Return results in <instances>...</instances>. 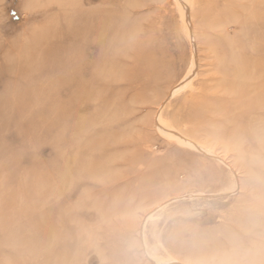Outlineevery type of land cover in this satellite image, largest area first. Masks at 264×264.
I'll list each match as a JSON object with an SVG mask.
<instances>
[{"label":"rangeland","instance_id":"1","mask_svg":"<svg viewBox=\"0 0 264 264\" xmlns=\"http://www.w3.org/2000/svg\"><path fill=\"white\" fill-rule=\"evenodd\" d=\"M236 1L0 0V264H264V1Z\"/></svg>","mask_w":264,"mask_h":264},{"label":"bare ground","instance_id":"2","mask_svg":"<svg viewBox=\"0 0 264 264\" xmlns=\"http://www.w3.org/2000/svg\"><path fill=\"white\" fill-rule=\"evenodd\" d=\"M215 1H216V0H215ZM238 1H240V0H238ZM238 1H236V2H238ZM258 1H259V0H258ZM263 1H264V0H263ZM179 2H180V3H179L180 6L183 8V6L185 7V4H187V3L189 4V3H190V0H179ZM230 2H231V1H230ZM230 2H228V4H229ZM226 3H227V2H226ZM191 4H192V3H191ZM211 4H212V3H211ZM234 5H235V4H233V6H234ZM245 5H246V6H250L249 4H245ZM262 5H263V3H262ZM228 6H229V5H228ZM246 6H245V7H246ZM255 6H256V5H255ZM230 7H232V6H230ZM252 7H253V6H252ZM261 7H262V6H261ZM233 8H234V7H233ZM226 9H227V8H226ZM238 9H239V8H238ZM252 9H253V8H252ZM254 9L257 10L256 7H254ZM260 9H261V8H260ZM224 11H225V10L223 9V13H224ZM229 11H230V10H229ZM257 11H259V10H257ZM184 12H185V11H184ZM225 12L227 13V11H225ZM245 12H246V11H245ZM251 12H252V10H251ZM254 12H255V11H254ZM223 13H222V14H223ZM226 13H225V14H226ZM220 14H221V13H220ZM244 14H245V13H244ZM246 14H247V13H246ZM227 15H228V14H226V16H227ZM262 15H263V14H262ZM220 16H221V15H220ZM232 16H233V14H232ZM234 16H235V15H234ZM251 16H252V15H251ZM185 17H186V19L189 20V14H188L187 12H186V16H185ZM245 17H246V16H245ZM257 17H259V16H257ZM247 18H249V17L247 16ZM255 18H256V17H254V20H255ZM262 18H263V17H262ZM218 19H219V18H218ZM251 19H253V18L250 17V22H251ZM257 19H258V18H257ZM263 20H264V19H263ZM248 21H249V20H248ZM248 21H247V22H248ZM208 33H209V32H208ZM189 34H190V33H189ZM187 40H188V39H187ZM234 40H235V39H234ZM212 41H213V40H212ZM188 42H189V41H188ZM224 44H225V43H224ZM240 44H241V43H240ZM226 46H227V45H226ZM233 46H234V45H233ZM241 46H242V44H241ZM224 47H225V46H224ZM235 48H236V46H235ZM257 48H258V47H257ZM228 51H229V50H228ZM259 51H260L259 53H262L264 50H263V51L259 50ZM244 52H245V51H244ZM225 54L227 55V53H225ZM229 55H230V54H229ZM240 56H241V55H240ZM252 58H253V57H252ZM240 59H241V58H240ZM242 61H243V60H242ZM255 61L257 62V60H255ZM243 62H245V61H243ZM246 62H247V61H246ZM246 62H245V63H246ZM245 66H246V64H245ZM229 67H230V66H229ZM246 67H247V66H246ZM263 68H264V67H263ZM229 69H230V68H229ZM261 70H262V68H261ZM191 71H192V70H191ZM256 71H257V70H256ZM245 72H246V71H245ZM249 73H250V72H249ZM188 77H190V74H189ZM188 77H187V78H188ZM192 80H193V79H192ZM192 80H191V81H192ZM184 81H185V80H184ZM253 81H254V80H253ZM224 87H225V86H222V88H224ZM254 87H255V86H254ZM222 88H221V89H222ZM245 88H246V87H245ZM215 89L219 90L218 88H215ZM253 89H254V88H253V86H252V90H253ZM222 90H224V89H222ZM225 90H227V88H226ZM235 90H236V89H235ZM260 90H261V89H260ZM219 91H221V90H219ZM261 91H263V89H262ZM227 92H228V91H227ZM238 92H239V91H238ZM259 92H260V91H259ZM214 93H215V92H214ZM214 93H213V94H214ZM260 93H261V92H260ZM213 94H212V95H213ZM222 94H223V96H224V92H223ZM226 94H227V93H226ZM229 94H232V92L229 93ZM204 95H205V93H204ZM216 95H217V94H216ZM218 95L220 96V94H218ZM240 95H241V94H240ZM242 95H243V94H242ZM262 95H263V94H262ZM202 96H203V95H202ZM205 96H206V95H205ZM219 96H217V98H218ZM225 96H226V95H225ZM237 96H238V95H237ZM237 96H236V99H238ZM203 97H204V96H203ZM213 97H215V96H213ZM213 97H212V98H213ZM226 97H227V96H226ZM232 97H233V96H232ZM251 97H252V96H251ZM228 98H229V97H228ZM240 99H241V98H240ZM250 99H251V98H250ZM250 99H249V100H250ZM252 99H253V98H252ZM204 100H205V99H204ZM204 100H203V101H204ZM206 101H208V100H206ZM206 101H205V102H206ZM219 101H220V100H219ZM219 101H217V102H219ZM238 101H239V100H238ZM241 101H242V100H241ZM241 101H240V103H241ZM208 102H209V101H208ZM220 102H222V101H220ZM246 102H248V101H246ZM254 102H256V104L259 105V108H258L259 110H264V99H263V98L259 99V101H258L257 98H255V101H253V104L256 105ZM200 103H201V102H200ZM226 103H227V102H226ZM226 103H225V104H226ZM232 103H234V102H232ZM202 104H204V102H202ZM236 104H238V102H236ZM230 105H231V104H230ZM186 106H187V105H186ZM204 106H205V105H204ZM225 106H226V105H225ZM236 106H237V105H236ZM194 107H195V105H194ZM223 107H224V106H223ZM230 108H233V107H230ZM230 108H229V111H230ZM191 109H192V108H191ZM221 109H222V108H221ZM239 109H240V108H239ZM243 109H244V108H243ZM186 110H187V109H186ZM193 110H194V109H193ZM217 110L219 111L218 108H217ZM226 110H227V108H225V111H226ZM255 110H256V109H255ZM191 111H192V110H191ZM195 111H196V110H194V112H195ZM236 111H237V109H236ZM250 111H251V109H250ZM256 111H257V110H256ZM192 112H193V111H192ZM192 112H191V113H192ZM227 112H228V110H227ZM245 112H246V111H245ZM247 112H248V110H247ZM254 112H255V111H254ZM260 112H262V111H260ZM181 113H182V112H181ZM187 113H189V110L187 111ZM218 113H219V115L221 114L220 111H219ZM192 114H193V113H192ZM194 114H195V113H194ZM222 114L224 115V113H222ZM249 114H253V113H249ZM249 114H248V116H249ZM260 114L262 115V117H264V112H263V113H260ZM182 115H183V113H182ZM236 115H237V114H236ZM245 115H246V114H245ZM179 116H180V115H179ZM212 116H213V115H212ZM234 116H235V115H234ZM237 116L239 117V115H237ZM248 116H247V117H248ZM220 117H221V116H220ZM238 117H237V118H238ZM180 118H183V117H180ZM188 118H189V117H188ZM252 118H254V117L252 116ZM255 118H256V117H255ZM192 119H193V118H191V120H192ZM209 119H210V118H209ZM247 119H248V118H247ZM256 119H257V118H256ZM256 119H253L254 121L252 120L253 123L255 122ZM188 120H189V119H188ZM216 120H217V119H216ZM238 120H239V119H238ZM176 121H177V120H176ZM179 121H180V119H179ZM231 121H233V120H231ZM234 121H236V120H234ZM249 121H250V119H249ZM257 121H258V120H257ZM189 122H190V121H189ZM226 122H227V121H226ZM238 122H239V121H238ZM238 122L236 121V123H238ZM246 122H247V121H246ZM209 123H210V121H209ZM212 123H213V121H212ZM234 123H235V122H234ZM240 123L242 124V121H241ZM244 123H245V122H244ZM196 124H197V123H196ZM196 124H195V125H196ZM205 124H206V123H205ZM205 124H203V125L205 126ZM229 124H230V123H229ZM231 124H232V123H231ZM248 124H249V123H248ZM263 124H264V123H263ZM221 125H222V124H221ZM232 125H233V124H232ZM242 125H243V124H242ZM249 125H250V124H249ZM257 125H258V124H257ZM197 126H199V125H197ZM200 126H201V125H200ZM234 126H235V125H234ZM253 126H254V125H253ZM255 126H256V125H255ZM195 127H196V126H195ZM235 127H237V126H235ZM243 127H244V125H243ZM248 127H249V126H248ZM237 128H238V127H237ZM240 128H241V127H240ZM257 128H259V127H257ZM192 130L194 131V128H193ZM250 130H251V129H250ZM213 131H214V130H213ZM221 131H222V130H221ZM221 131H220V133H221ZM223 131H224V130H223ZM244 131H245V130H244ZM244 131H243V132H244ZM260 131H261V130H260ZM263 131H264V129H263ZM190 132H191V131H190ZM200 132H201V131H200ZM202 132H205V131H202ZM245 133H246V132H245ZM257 133H259V132H257ZM215 134H216V133H215ZM238 135H239V134H238ZM240 135H241V133H240ZM247 135H248V134H247ZM249 135H250V134H249ZM260 136H261V135H260ZM222 137H223V136H222ZM224 137L226 138V136H224ZM245 137H246V136H245ZM254 137H255V136H254ZM239 138H240V137H239ZM252 138H253V137H252ZM263 138H264V137H263ZM256 140H257V139H256ZM256 140H255V141H256ZM260 140H261V139H260ZM252 142H254V140H253ZM248 143H249V142H248ZM262 143H264V142H262ZM243 144H244V143H243ZM244 145H245V144H244ZM253 145H255V143H254ZM253 145H252V146H253ZM188 146H191V144H190L189 142H188ZM233 146H234V144H233ZM239 148H240V147H239ZM237 149H238V148H237ZM241 149H242V148H241ZM238 150H239V149H238ZM248 151H249V150H248ZM210 154H211V153H210ZM242 156H243V155H242ZM245 156H246V158L248 157L247 155H245ZM245 156H244V157H245ZM253 159H254V158H253ZM250 160H251V159H250ZM254 160H255V159H254ZM260 160H261V159H260ZM250 162H253V161H250ZM251 164H252V163H251ZM251 164H250V165H251ZM258 166H259V165H258ZM259 167H260V166H259ZM262 167H263V166H261L260 169H262ZM248 168H249V167H248ZM263 168H264V167H263ZM257 169H258V168H257ZM250 170H251V169H250ZM263 171H264V169H263ZM254 174H255V173H254ZM255 175H256V174H255ZM255 175H254V176H255ZM236 176H237V175H236ZM256 176H257V175H256ZM251 177H252V176H251ZM252 178H253V177H252ZM257 178H258V177H257ZM235 182H236V181H235ZM256 189H257V188H256ZM257 190H258V189H257ZM224 194H225V193H224ZM257 195H258V194H257ZM258 196H259V195H258ZM255 197H256V196H255ZM260 197H262V196H260ZM253 199H254V198H253ZM255 199H257V198H255ZM258 199H259V198H258ZM259 200H260V199H259ZM242 201H243V200H242ZM263 201H264V200H263V198H262V200H261V204H262ZM244 202H245V201H244ZM250 202H251V201H250ZM257 202H258V201H257ZM248 204H249V203H248ZM239 205H240V204H239ZM242 205H244V204L242 203ZM252 207H253V206H252ZM242 208H244V207H242ZM239 209H241V208H239ZM262 212H263V211H261V214H262ZM243 213H244V212H243ZM249 214H250V213H249ZM254 215L256 216V214H254ZM262 215H263V214H262ZM247 216H248V215H247ZM259 217H260V216H259ZM255 218H256V217H255ZM260 219H261V218H260ZM242 220H243V219H242ZM244 220H246V219H244ZM244 220H243V221H244ZM238 221H239V220H238ZM257 221H258V220H257ZM235 222H236V221H235ZM230 223H231V222H230ZM241 223H243V222H241ZM254 223H255V222H254ZM232 224H233V222H232ZM255 224H256V223H255ZM255 224H254V226H255ZM263 224H264V223H263ZM261 225H262V224H261ZM234 227H235V225H234ZM237 228H239V227H237ZM240 228H241V227H240ZM230 229H231V228H230ZM228 230H229V229H228ZM238 230H239V229H238ZM229 231H230V230H229ZM244 231H245V230H244ZM222 232H223V231H222ZM232 232H233V231H232ZM234 232H235V231H234ZM240 232H241V230H240ZM223 233H225V232H223ZM226 233H227V232H226ZM246 233H247V232H246ZM247 234H248V233H247ZM224 235H225V234H224ZM224 235H223V236H224ZM226 235H227V234H226ZM237 235H238V234H237ZM249 235H250V234H249ZM238 236H240V235H238ZM251 237H252V236H251ZM252 238H253V237H252ZM263 238H264V237H263ZM221 239H223V238H221ZM249 239H251V238H249ZM256 239H259V240H260V238H256ZM256 239H255V240H256ZM215 240H216V239H215ZM231 240H232V239H231ZM204 241H205V240H204ZM213 241H214V240H212V242H213ZM224 241H225V240H224ZM233 241H234V240H233ZM249 241H250V240H249ZM249 241H248V243H249ZM212 242H209V243H212ZM225 242H226V241H225ZM229 242H230V241H229ZM261 242H263V240H262ZM204 243H205V242H204ZM213 243H214V242H213ZM226 243H227V242H226ZM202 244H203V243H202ZM214 244H215V243H214ZM231 244H232V243H231ZM235 244H236V243H235ZM235 244H234V245H235ZM244 244H246V243H244ZM253 244H254V243H252V246H253ZM255 244H258V245H259V243H255ZM212 245H213V244H212ZM222 245H224V244H222ZM242 245H243V244H242ZM215 246H217V245L215 244ZM215 246H214V247H215ZM224 246H225V245H224ZM228 246H229V245H228ZM243 246H244V245H243ZM243 246L240 247V248L243 249ZM229 247H230V246H229ZM247 247H248V246H247ZM250 247H251V245H250ZM255 247H256V246H255ZM223 248H224V247H223ZM258 248L260 249V246H258ZM215 249H216V248H215ZM221 249H222V248H221ZM221 249H220V250H221ZM224 249H225V248H224ZM236 249H237V248H236ZM244 249H246V247H244ZM250 249H251V248H250ZM254 249H255V248H254ZM254 249H253V250H254ZM232 250H233V249H232ZM232 250H231V251H232ZM246 250H247V249H246ZM251 250H252V249H251ZM217 251H218V250H217ZM237 251H238V249H237ZM256 251H257V249H256ZM212 252H213V251H212ZM239 252H240V251H239ZM239 252H238V253H239ZM243 252H244V251H243ZM243 252H242V253H243ZM258 252H259V251H258ZM226 253H227V252H226ZM228 253H229V252H228ZM232 253H233V251H232ZM238 253H237V254H238ZM240 253H241V252H240ZM240 253H239L238 255H240ZM248 253H249V252H248ZM254 253H255V252H254ZM262 253H263V252H262ZM191 254H192V253H191ZM204 254H205L206 256L208 255V254H206V253H204ZM229 254H230V253H229ZM237 254H235V255H237ZM243 254H244V253H243ZM245 254H246V253H245ZM219 255H220V253H219ZM224 255H225V252H224ZM241 255H242V254H241ZM246 255H249V254H246ZM250 255H251V253H250ZM252 255H253V254H252ZM256 255H257V254H256ZM220 256H221V255H220ZM243 256L245 257V255H243ZM258 256H259V254H258ZM258 256H256V257L259 258ZM262 256H263V255H262ZM192 257H193V256H192ZM218 257H219V256H218ZM225 257H227V256L225 255L223 258L225 259ZM230 257H232V256H230ZM230 257H229V258H230ZM236 257H237V256H236ZM236 257H235L234 260H236ZM238 257H240V256H238ZM241 257H242V256H241ZM248 257H249V256H248ZM201 258H204V256L201 257ZM206 258H207V257H206ZM215 258H217V257H215ZM221 258H222V257H221ZM233 258H234V257H233ZM204 259H205V258H204ZM227 259H228V257L226 258L225 262L227 261ZM209 260H210V259H209ZM211 260H212V259H211ZM219 260H220V257H219ZM221 260H223V259H221ZM238 260H239V258H238ZM250 260H251V259H250ZM124 261H125V260H124ZM240 261H242V260H240ZM244 261H245V260H244ZM256 261H257V260H256ZM256 261H255V262H256ZM258 261H259V259H258ZM223 262H224V261H223ZM246 262H247V261H246ZM251 262H252V261H251ZM253 262H254V261H253ZM253 262H252V263H253ZM263 262H264V261H263ZM228 263H229V260H228ZM234 263H235V262H234ZM234 263H233V264H234ZM248 263H249V260H248ZM252 263H251V264H252ZM256 263L260 264L259 262H256ZM215 264H216V263H215ZM229 264H231V263H229ZM254 264H255V263H254Z\"/></svg>","mask_w":264,"mask_h":264}]
</instances>
